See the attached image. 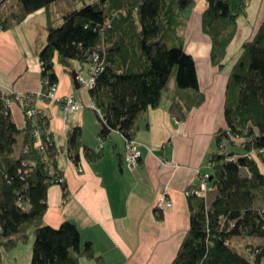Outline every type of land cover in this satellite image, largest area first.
<instances>
[{
  "label": "trees",
  "instance_id": "1",
  "mask_svg": "<svg viewBox=\"0 0 264 264\" xmlns=\"http://www.w3.org/2000/svg\"><path fill=\"white\" fill-rule=\"evenodd\" d=\"M57 1L19 0L11 13L0 12V33L21 25L41 9L47 11V43L40 51L46 93L59 81L56 59L70 72L73 62L88 65L89 70L93 55L101 53L104 70L89 93L107 124L100 132L102 137L117 130L126 139H134L142 117L163 104L174 71L177 85L171 114L186 121L193 109L204 104L206 94L197 63L186 50L185 29L195 0H76L83 5L55 19L51 6ZM248 5L249 0H208L203 32L212 40L211 62L220 70L227 67L228 48ZM27 95L28 109L34 107L37 94ZM6 97L15 96L0 93V264L4 253L26 241L32 228L35 241L30 264H81L83 256L104 264L92 241L83 244L75 222L66 220L59 227L43 222L50 187L62 185L64 202L70 194L64 171L58 166L62 151L54 142L49 117L43 113L44 134L53 138L46 159L40 149L44 136H35L27 110L26 126H17ZM225 116L228 126L215 137L216 146L223 151L212 152L208 160L213 164L209 171L216 195L208 200L187 196L190 229L173 264H261L264 259V244L247 247L246 254L233 244L236 236L264 239V206L260 204L264 194V23L255 37L243 44L232 65ZM82 136L80 126L69 133L71 158L78 164L83 148L88 160L97 162L103 157L102 150L84 145ZM17 144L20 150L15 155ZM243 166L249 170V178L242 177ZM61 178L63 182H59ZM155 212L163 221L164 211L156 207ZM239 221L240 233L236 234Z\"/></svg>",
  "mask_w": 264,
  "mask_h": 264
},
{
  "label": "crops",
  "instance_id": "2",
  "mask_svg": "<svg viewBox=\"0 0 264 264\" xmlns=\"http://www.w3.org/2000/svg\"><path fill=\"white\" fill-rule=\"evenodd\" d=\"M207 7L208 0H195L185 29L186 50L197 63L206 101L193 109L186 121H179L169 110L175 87L169 102L164 99L160 107L150 108L142 117L135 136L142 144L143 152L141 163L135 169L126 164V138L121 132L113 130L105 138L100 134L102 122V128L92 123L89 139L86 132L91 120L89 112L64 114L55 102H36L49 117L54 142L62 151L58 166L64 171L70 191L64 202L62 185L50 187L49 208L43 222L54 227L66 220L75 222L83 244L92 241L96 255L104 264H173L190 229L186 191L191 185L200 183V172L206 170L210 154L216 151L213 147L217 131L228 126L225 99L232 65L240 56L243 44L252 40L264 23V0H249L247 14L239 18L237 33L228 48L227 67L220 70L211 62L212 40L203 32L202 16ZM44 11L41 9L31 14L22 24L37 16L48 23V14L42 17ZM19 31L10 29L0 33V93H39L43 90L41 60L36 58L29 45L20 44ZM75 63L72 66L77 71ZM56 72L58 95H74L79 100L75 90L82 89V86H75L72 72L57 59ZM84 90L80 99L100 119L99 112L92 107L89 91ZM10 110L17 126L24 128L27 117L20 103L13 101ZM77 126L83 128L84 145L102 150L103 157L97 162H90L83 148L78 164L71 158L69 133ZM17 138L20 144L22 136ZM62 153L67 155L63 163L60 162ZM166 197L172 200L173 206L164 211L165 218L160 221L155 209ZM28 233V242L22 241L8 252L6 262L3 255L1 264L31 263L34 228ZM80 263L98 264L85 256L80 258Z\"/></svg>",
  "mask_w": 264,
  "mask_h": 264
},
{
  "label": "built area",
  "instance_id": "3",
  "mask_svg": "<svg viewBox=\"0 0 264 264\" xmlns=\"http://www.w3.org/2000/svg\"><path fill=\"white\" fill-rule=\"evenodd\" d=\"M18 1L19 0H0V11L12 9L14 6L17 5ZM103 70H104L103 57L100 52H97L93 55V60L90 64V69H89V73L91 74L90 81H86L84 77H82L79 73L78 79L80 85L85 86V88L88 91H90L96 86L97 76ZM58 89H59L58 83L52 84L47 93L44 92V90H42L39 93H36L37 100L55 102L59 106H61L62 110H64L65 112L72 110H80L85 107V105L79 100H77L74 95H68L63 97L59 96ZM10 94H13L15 98L14 99L10 97L4 98L7 106L10 108V105L13 101H18L21 107L23 108V111L27 110V116H29L32 119V128L35 136L38 138H40V136L42 137V135L44 136V141L40 144V149L44 154L45 158L48 159L49 157L48 150L49 147L53 145V138L49 134H46V136L44 134L43 125L41 123V118H43V111L38 107L36 103L34 107H30L27 109L29 95L27 94L18 95L13 92H11ZM92 107L97 109L94 102L92 104ZM126 140L127 141H126L125 161L131 169H135L136 167L139 166L140 159L143 156V152L141 149L142 144L138 142L135 138L126 139ZM56 158H58V156ZM23 166L27 167V164L23 163ZM212 166L213 164L211 162L207 163L206 170L200 172V179H201L200 183L188 189L186 191L187 196L200 195V196H204L207 200L212 197V193L217 191V187L212 184L213 176L209 171L212 168ZM63 181L64 179L61 178L59 182H63ZM172 206H173L172 200L166 197L157 205V208L159 209V211H165L166 209ZM0 231H1V225H0Z\"/></svg>",
  "mask_w": 264,
  "mask_h": 264
},
{
  "label": "rangeland",
  "instance_id": "4",
  "mask_svg": "<svg viewBox=\"0 0 264 264\" xmlns=\"http://www.w3.org/2000/svg\"><path fill=\"white\" fill-rule=\"evenodd\" d=\"M82 5H83L82 1L58 0L56 3H54L51 6V9L54 12V18L58 19V18H61L64 14L74 10L75 8H79ZM15 9H16V6H14L12 9L1 10L0 12L3 13V14H8V13H11L12 11H14ZM44 12H46V13H44V15L42 14V17H46V15L48 14L46 10ZM37 17L38 18H34V19L32 18L31 20H28L24 24L16 26V27H14L12 29L14 31H17L18 29L20 30L18 35H17L20 38V44L23 45V46L24 45H29L30 48L34 51V55L36 56V58H38V60H39L40 50L47 43L48 23H45V20L41 21L39 16H37ZM60 22H61V20L58 21V23H60ZM14 33L16 34V32H14ZM74 65H75V68L77 69V71L80 73V75L82 77H84V79L86 81H90L91 74L89 73V70L87 69V67L89 68V66L86 65V67H83L80 63H77V62ZM202 82L204 83V79H202ZM176 85H177V76H176V71H174L173 75L171 77V80H170L169 91L165 94V102H169L170 94L175 89ZM84 89H86L85 86H82V89L75 90V91L77 93V96H78V99L80 100V102H82L85 105L86 102H83L80 99L82 91H85ZM62 111L64 112V114H69L70 113L72 115L71 111L70 112L69 111L65 112L64 110H62ZM72 111L76 112V113H79V112L85 113L86 111L89 112L88 116L90 117L91 120H90V123L87 125V131H86L87 132V137L89 139L91 138V134H92V123L99 124V126H100L99 128H102L101 121L97 117L96 112L94 110L90 109L89 107L86 108V105H85L84 108H82L80 110H72ZM57 140H58V142H60L61 139L58 138ZM236 140L242 141L239 138H236ZM213 148L216 151H220V152L223 151L222 149H219L215 144H214ZM227 148H228V150H232L230 147H228V145H227ZM15 149H16L15 155H18L19 154V150H20V146L17 144ZM256 153L257 152L255 151V152L250 153V154L252 156H256ZM247 154H245V155H247ZM125 155H126V148H125ZM235 157H236L235 159H237L238 156H235ZM65 159H67V155L62 153L60 162L63 163V161ZM215 195H216V192H213L211 198L215 197ZM260 204L264 206V194H261ZM30 241H31V237H30ZM263 241H264V239H258V238L246 239V238L241 237V236H236V237L233 238V244L235 246L239 247V249L241 251H243V252L249 246H252L254 248L255 247H260L261 245L264 244ZM27 242H28V240H27ZM7 253L5 252L6 256L4 254V258H3V261H5V262L7 261L8 257H9L7 255ZM22 253L24 254L25 252L23 251ZM261 264H264V259H263Z\"/></svg>",
  "mask_w": 264,
  "mask_h": 264
},
{
  "label": "water",
  "instance_id": "5",
  "mask_svg": "<svg viewBox=\"0 0 264 264\" xmlns=\"http://www.w3.org/2000/svg\"><path fill=\"white\" fill-rule=\"evenodd\" d=\"M72 77H73V79H74L75 86H76L77 88H80L81 85H80V83H79V79H78V77H79V72L76 71V70H73V71H72ZM100 120H101V122H102V124H103V127L107 128V124H106V122L104 121V119H103L102 117H100ZM241 174H242V177H243V178H249V177H250V172H249V170L247 169V167H245V166L241 167ZM240 225H241V221H239V222L237 223V226H236V229L234 230V233H236V234H239V233H240Z\"/></svg>",
  "mask_w": 264,
  "mask_h": 264
}]
</instances>
